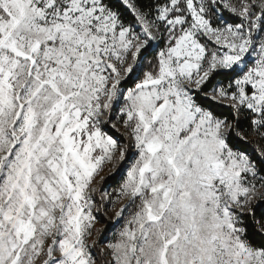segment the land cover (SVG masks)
<instances>
[{
    "label": "snow or ice",
    "instance_id": "1",
    "mask_svg": "<svg viewBox=\"0 0 264 264\" xmlns=\"http://www.w3.org/2000/svg\"><path fill=\"white\" fill-rule=\"evenodd\" d=\"M0 264H264V0H0Z\"/></svg>",
    "mask_w": 264,
    "mask_h": 264
},
{
    "label": "trees",
    "instance_id": "2",
    "mask_svg": "<svg viewBox=\"0 0 264 264\" xmlns=\"http://www.w3.org/2000/svg\"><path fill=\"white\" fill-rule=\"evenodd\" d=\"M108 185H112V187H115V181L112 180V179H107L106 178V183H105L104 186L108 187ZM104 222L108 226V231L106 232V235L111 236L112 231H114L116 228H118V226H115L108 217L105 218Z\"/></svg>",
    "mask_w": 264,
    "mask_h": 264
},
{
    "label": "rangeland",
    "instance_id": "3",
    "mask_svg": "<svg viewBox=\"0 0 264 264\" xmlns=\"http://www.w3.org/2000/svg\"><path fill=\"white\" fill-rule=\"evenodd\" d=\"M109 208H111V206L109 205ZM111 217V211H109L108 213V218L110 219ZM111 220V219H110ZM113 223V222H112ZM115 226H118L119 227V224H114ZM97 227H100V225H98Z\"/></svg>",
    "mask_w": 264,
    "mask_h": 264
}]
</instances>
